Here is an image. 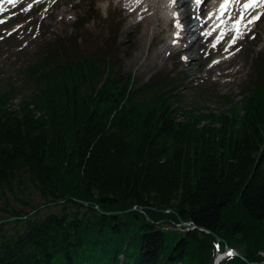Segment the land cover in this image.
<instances>
[{
  "label": "trees",
  "instance_id": "obj_1",
  "mask_svg": "<svg viewBox=\"0 0 264 264\" xmlns=\"http://www.w3.org/2000/svg\"><path fill=\"white\" fill-rule=\"evenodd\" d=\"M121 55L55 39L0 81V264H214L226 245L242 256L219 264H264V72L181 116L173 82L138 85Z\"/></svg>",
  "mask_w": 264,
  "mask_h": 264
},
{
  "label": "rangeland",
  "instance_id": "obj_2",
  "mask_svg": "<svg viewBox=\"0 0 264 264\" xmlns=\"http://www.w3.org/2000/svg\"><path fill=\"white\" fill-rule=\"evenodd\" d=\"M22 1L23 5L0 17V81L3 82L12 79L18 83L21 69L55 39L72 46L76 52L94 57H104L107 48L113 46L122 53L123 70L139 78L138 85L172 81L168 89L179 95L177 107L181 116L189 111L204 114L227 110L226 98L241 100L264 72V31L259 39L254 25L248 23L252 17L245 21L244 34L228 38L222 46L217 44L218 37L211 41V49L200 46L199 36L194 34L189 54H177L180 45L175 44L174 36L178 22L165 18L166 11H159L155 0L143 4L134 15L135 3L129 0ZM241 1L237 2V9ZM186 12L190 16V10ZM245 12L237 10L234 17ZM146 14L151 16L150 22L146 21ZM259 15L264 22V7ZM247 29L252 30L247 32ZM231 45L235 46L231 49ZM219 62H223L222 67H217ZM8 199L12 209L23 207L12 197ZM33 202L45 201L35 195ZM6 204L5 199H0V205ZM58 210L59 207H42L43 213ZM173 226L171 223L167 228Z\"/></svg>",
  "mask_w": 264,
  "mask_h": 264
},
{
  "label": "bare ground",
  "instance_id": "obj_3",
  "mask_svg": "<svg viewBox=\"0 0 264 264\" xmlns=\"http://www.w3.org/2000/svg\"><path fill=\"white\" fill-rule=\"evenodd\" d=\"M43 2H48V0H42ZM111 2L113 0H110ZM120 2H124L125 0H119ZM239 1V0H238ZM129 2L135 3L134 9L132 11V15H134L138 10L141 9L143 4L149 2V0H129ZM224 2V0H206V4L202 5L200 7V10L196 8L200 5L198 4L197 0H155V4L157 6V9L159 11L163 10L166 12H172L173 8L176 9L180 21V25L178 27V35L179 40H176L175 44L180 45V50H178L177 54H189L190 50L193 48L192 45H190V40L194 34H198L200 46H207L209 49H211L210 45L208 44L207 40L208 38L212 37L214 35V29H217L220 31V37L225 36V41L221 42V46L225 44L226 40L232 36V33L234 36L236 34H239L245 26V21L250 18L258 15L260 7H256L254 9H250L246 11L243 15L245 17L243 23L236 25V21L229 24L230 19L228 18L233 17V14L236 11L235 4L237 2H234L231 4L227 9V18H224L220 16L219 9L220 5ZM248 0L241 1V7L238 11L243 9L242 5L244 3H247ZM0 4H3V7H8L5 0H0ZM53 3H51L52 6ZM174 5V6H173ZM151 6H148V9H150ZM187 9L190 10L191 14L188 16ZM244 10V9H243ZM245 11V10H244ZM150 15L146 14V21L150 22L152 19H150ZM235 19H239V14ZM193 21V22H192ZM262 18L254 22V27L256 28L258 38H262V32L264 31V22H262ZM191 24V27L190 25ZM253 24V23H252ZM235 25V26H234ZM212 29L210 30V28ZM237 27L239 28V31H237ZM210 30V35L207 37L205 34V31ZM245 38V37H244ZM176 39V38H175ZM241 41V40H240ZM219 43V42H218ZM239 43V42H238ZM237 43V44H238ZM235 45H231V49ZM223 62H219L217 64V67H222ZM216 261V260H215Z\"/></svg>",
  "mask_w": 264,
  "mask_h": 264
},
{
  "label": "snow or ice",
  "instance_id": "obj_4",
  "mask_svg": "<svg viewBox=\"0 0 264 264\" xmlns=\"http://www.w3.org/2000/svg\"><path fill=\"white\" fill-rule=\"evenodd\" d=\"M234 2H238V0H224V2L220 5V9H219V13L220 16L223 17L225 15V13L227 12L228 7L233 4ZM243 9L245 11H248L250 9H254L256 7H264V0H248L247 3H244L242 5ZM245 17L242 14L239 19L236 20V25H239L241 23H243ZM260 19V15H256L254 17H252L251 19L248 20V23H254L255 21ZM235 26V25H234ZM237 31H239V28L237 27ZM233 43H235V41H233ZM231 255V253H230Z\"/></svg>",
  "mask_w": 264,
  "mask_h": 264
},
{
  "label": "water",
  "instance_id": "obj_5",
  "mask_svg": "<svg viewBox=\"0 0 264 264\" xmlns=\"http://www.w3.org/2000/svg\"><path fill=\"white\" fill-rule=\"evenodd\" d=\"M135 207L131 208L130 210L134 209ZM14 217H11L10 219H12ZM184 225L188 226V223L187 222H183ZM202 230H205L207 233H213L211 230L207 229V228H204V227H200ZM220 238V237H219ZM221 239V238H220ZM228 249H230L228 247ZM232 252H235V253H238L236 250H231Z\"/></svg>",
  "mask_w": 264,
  "mask_h": 264
}]
</instances>
